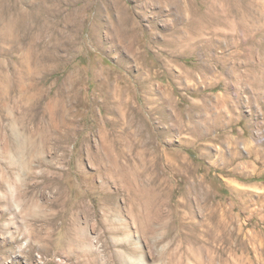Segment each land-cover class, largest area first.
<instances>
[{"label": "rangeland", "instance_id": "rangeland-1", "mask_svg": "<svg viewBox=\"0 0 264 264\" xmlns=\"http://www.w3.org/2000/svg\"><path fill=\"white\" fill-rule=\"evenodd\" d=\"M2 179L0 264H264V0H0Z\"/></svg>", "mask_w": 264, "mask_h": 264}, {"label": "bare ground", "instance_id": "bare-ground-1", "mask_svg": "<svg viewBox=\"0 0 264 264\" xmlns=\"http://www.w3.org/2000/svg\"><path fill=\"white\" fill-rule=\"evenodd\" d=\"M15 140H16V142H14V143L17 144V146H18L19 149L22 148V149L20 150V152L23 153L22 150H23V148L25 147V143H24V145H23V143L20 142L19 137H16ZM248 151H249L250 154H252V153L254 152V149H253V150L251 149V150H248ZM256 152L259 153L260 151L257 150ZM38 153H39V151L36 150L35 153L32 154V158H33L32 161H34L35 159L38 158ZM259 155H260V154H259ZM238 156H239V153H236V155L234 156L235 159H236ZM27 164H29V168H30V163H29V161L24 162V165H23V166H22V165H18V166H19L22 170H24V168L26 167ZM0 186H1V187H4V186H5V180H3V179L0 180ZM34 204H35V201H33L32 206H33ZM36 209H37V208H35L33 211L35 212V217L37 218V217L39 216V214L37 213L39 210H36Z\"/></svg>", "mask_w": 264, "mask_h": 264}]
</instances>
